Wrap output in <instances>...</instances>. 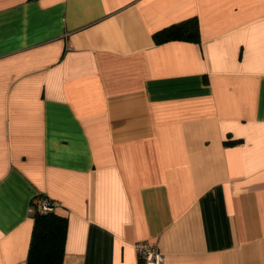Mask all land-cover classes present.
<instances>
[{
  "label": "crops",
  "instance_id": "crops-1",
  "mask_svg": "<svg viewBox=\"0 0 264 264\" xmlns=\"http://www.w3.org/2000/svg\"><path fill=\"white\" fill-rule=\"evenodd\" d=\"M39 197L64 264H264V0H0V264Z\"/></svg>",
  "mask_w": 264,
  "mask_h": 264
},
{
  "label": "trees",
  "instance_id": "trees-1",
  "mask_svg": "<svg viewBox=\"0 0 264 264\" xmlns=\"http://www.w3.org/2000/svg\"><path fill=\"white\" fill-rule=\"evenodd\" d=\"M157 43L174 39H199V26L196 19H188L160 29L154 33ZM33 228L26 264H64V246L67 219L56 212H33Z\"/></svg>",
  "mask_w": 264,
  "mask_h": 264
},
{
  "label": "built area",
  "instance_id": "built-area-1",
  "mask_svg": "<svg viewBox=\"0 0 264 264\" xmlns=\"http://www.w3.org/2000/svg\"><path fill=\"white\" fill-rule=\"evenodd\" d=\"M57 203L47 197H39L34 200L32 211L38 210L42 213L53 212L56 210ZM137 249L140 264H162L165 260V255L158 249L156 244H151L147 241H139L135 244Z\"/></svg>",
  "mask_w": 264,
  "mask_h": 264
}]
</instances>
